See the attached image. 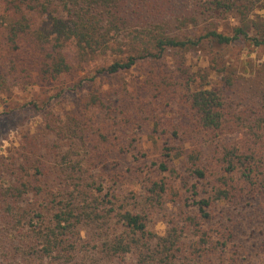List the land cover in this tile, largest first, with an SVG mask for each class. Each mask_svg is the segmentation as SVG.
Segmentation results:
<instances>
[{
    "label": "trees",
    "instance_id": "1",
    "mask_svg": "<svg viewBox=\"0 0 264 264\" xmlns=\"http://www.w3.org/2000/svg\"><path fill=\"white\" fill-rule=\"evenodd\" d=\"M181 1L188 6L177 13L175 0H0L4 84L69 75V47L76 50L78 63L115 57L86 82L161 60L169 52L180 56L175 73L147 80L153 97L176 101L185 121L171 124L170 131L155 123L154 133L165 140L152 161L153 173L142 184L148 199L158 204L181 198L185 188L197 211L160 236L148 229L142 213L122 203L117 176L105 170L114 152H127L117 131L138 134L132 116L124 113V119L113 117L110 128L92 133L96 161L86 170L72 167L75 177L70 184L62 181L67 187L57 193L43 187L44 178H25L17 167L8 166L13 174L0 175V264H115L128 259L132 264H213L228 242L212 223L213 208L264 200V66L263 86L249 99V91L236 89L242 65L227 64L223 56L225 49L241 44L264 49V0ZM169 14L174 18L165 20ZM228 18L236 24L220 31ZM198 49L209 52L210 72L195 69L185 57ZM252 73L262 76L260 69ZM240 100L252 103L241 107ZM84 102L89 111L111 115L98 91ZM186 230L192 233L188 241Z\"/></svg>",
    "mask_w": 264,
    "mask_h": 264
},
{
    "label": "rangeland",
    "instance_id": "2",
    "mask_svg": "<svg viewBox=\"0 0 264 264\" xmlns=\"http://www.w3.org/2000/svg\"><path fill=\"white\" fill-rule=\"evenodd\" d=\"M175 2V7H179L177 13L188 6L181 0ZM172 15L165 20H172ZM235 24L234 18L223 19L218 29L228 31ZM191 31L196 35L202 33ZM177 32L182 36L186 34L184 30ZM68 53L73 59V70L56 81H43L34 76L27 83L13 85L0 80V175L13 174L6 170L8 166L14 167L15 171L17 167L19 172H16L25 178L35 181L44 178L43 187L57 193L60 188L67 187L62 181L70 184L75 177L72 167L86 170L90 161H96L94 143L90 140L92 133H98L99 128H110L113 117L124 119L125 113L132 116L138 134L121 133L111 127V132L117 131L126 144L127 152L122 156L114 152L105 171L117 176L115 188L122 203L142 213L150 231L162 236L171 227L181 226L186 215L197 212L190 206L192 200L186 189L180 190L181 198L175 201L168 198L158 204L148 199L142 184L153 173L152 161L159 157L165 140L164 136L154 133L155 123L158 121L170 131L171 124L185 121L179 104L176 101L171 104L167 98H154L147 80L160 81L159 78L175 73L176 58L180 56L169 52L161 60L141 62L119 75L101 76L94 82H86L84 80L91 79L97 70L108 67L115 57L96 56L78 63L76 50L69 47ZM208 53L198 49L185 57L191 59L195 69L210 72ZM223 56L227 64L243 66L238 72L236 89L241 94L249 91V99H253L254 92L263 86L264 49L241 44L225 49ZM258 69L262 70V76L255 73ZM211 78L215 79V74H211ZM93 91H98L110 106L111 115L107 114L108 110L89 111L85 106V97ZM250 103L252 101L243 100L240 105L245 107ZM98 169L94 171L99 173ZM106 176L102 174V177ZM193 182V179L189 180V183ZM213 209L212 223L223 231L225 240L228 239L223 253L212 261L213 264H264L263 196L249 199L243 206L220 204ZM186 231L189 232H185L184 238L188 241L192 233ZM82 234L86 236L87 230L84 229ZM115 264H132V260Z\"/></svg>",
    "mask_w": 264,
    "mask_h": 264
}]
</instances>
